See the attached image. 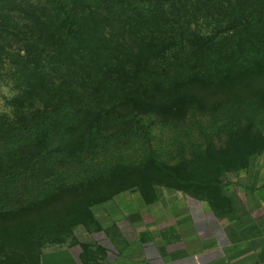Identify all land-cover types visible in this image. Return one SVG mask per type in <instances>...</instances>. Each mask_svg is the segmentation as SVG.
Here are the masks:
<instances>
[{
	"label": "trees",
	"instance_id": "obj_1",
	"mask_svg": "<svg viewBox=\"0 0 264 264\" xmlns=\"http://www.w3.org/2000/svg\"><path fill=\"white\" fill-rule=\"evenodd\" d=\"M45 1L55 25L48 27L50 20L41 13H31V22L43 35L59 37L58 68L75 67L80 75L63 78L56 69H41L44 52L37 54L35 69H28L25 55L13 58L22 82L16 98L22 110L0 118V217L36 208L64 189L83 193L87 185L102 182L112 187L118 174L147 166L157 175L168 174L171 167L156 154L150 129L131 109L143 101L193 100L185 107L192 114L204 103L193 85L204 82L216 87L214 108H230L235 126H241L235 122L243 110V119L263 116L264 0H90L112 11L124 30L121 55L117 46L112 52L101 45L98 25L81 33L69 0ZM17 13L28 14L17 0H0V63L5 65L12 59L5 57V42L21 38L18 25L9 24ZM196 18L212 26L208 36L191 28ZM29 34V42L39 45ZM255 120L246 121L249 130ZM140 136V159L120 152Z\"/></svg>",
	"mask_w": 264,
	"mask_h": 264
},
{
	"label": "rangeland",
	"instance_id": "obj_2",
	"mask_svg": "<svg viewBox=\"0 0 264 264\" xmlns=\"http://www.w3.org/2000/svg\"><path fill=\"white\" fill-rule=\"evenodd\" d=\"M150 1L158 3L164 0ZM17 2L28 14L17 13L13 16L14 23H9L18 25L21 38H9L5 42L9 52L5 57L12 59L7 65L0 63V118H13L22 110L16 101L22 82L13 58L25 55L28 69H35L39 62L37 54L44 52L40 60V67H44L41 69H56L63 78L72 73L80 75L75 72V67L58 68L60 60L56 51L60 49L59 37L43 35L41 29L31 22V13H41L50 20L48 27L55 25V15H52L47 2ZM69 5L81 26V33L98 25L101 45L111 51L117 46L118 55L125 53L123 43L127 38L112 11L90 0H69ZM43 20L46 21L45 18ZM191 28L208 36L212 26L196 18L192 20ZM30 32L37 36L39 45L36 46L33 40L29 42ZM128 50L136 51L134 47ZM142 55L138 53L137 58ZM193 89L204 103L197 104L199 110L192 114L185 113V107L193 100L169 102L164 97H157V101L141 102V108L131 107L137 120L145 121L146 130L150 129L159 159L171 167L168 174L157 175L151 166L132 173L123 171L110 185L112 187L107 188V184L102 182L99 186L87 185L83 193L64 189L36 208L1 216L0 264H40L46 257L68 254L88 264L118 257L137 235L129 221H119L107 231L103 230L102 224L112 223L115 218L132 212L140 219L148 215L150 218L147 220L155 224L152 232L142 236L143 240L161 239L174 252L180 248L179 223L187 221L183 201L177 198L181 195L207 203L221 218L238 214L241 211L240 193L264 185V114L243 119L246 114L243 110L235 122L241 126H235L231 123L235 118L231 116L230 108H214L219 98L214 85L198 82ZM155 102L160 105L155 106ZM173 107L183 110L175 111L171 109ZM250 119H256L255 124H250L252 130L246 123ZM140 139L141 136L134 138L130 148L120 149V152L127 151L131 157L140 159L144 154V142ZM137 198H141V202L135 201ZM155 204L163 207L161 214L146 212V207Z\"/></svg>",
	"mask_w": 264,
	"mask_h": 264
},
{
	"label": "crops",
	"instance_id": "obj_3",
	"mask_svg": "<svg viewBox=\"0 0 264 264\" xmlns=\"http://www.w3.org/2000/svg\"><path fill=\"white\" fill-rule=\"evenodd\" d=\"M177 198L183 201L187 217L186 223H179L178 250L172 252L161 239L143 240L155 224L147 220L148 215L140 219L132 212L102 224L107 231L119 221H129L137 236L114 261L100 260L99 264H264V185L242 191L241 211L231 218L219 217L207 203L193 197ZM162 208L155 204L145 210L155 215ZM40 264L88 263L68 254L46 257Z\"/></svg>",
	"mask_w": 264,
	"mask_h": 264
}]
</instances>
